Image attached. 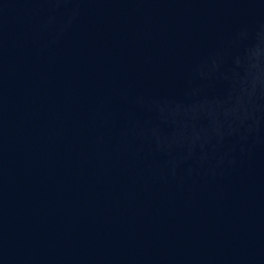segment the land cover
<instances>
[{"label":"water","instance_id":"obj_1","mask_svg":"<svg viewBox=\"0 0 264 264\" xmlns=\"http://www.w3.org/2000/svg\"><path fill=\"white\" fill-rule=\"evenodd\" d=\"M0 264H264V0H0Z\"/></svg>","mask_w":264,"mask_h":264}]
</instances>
